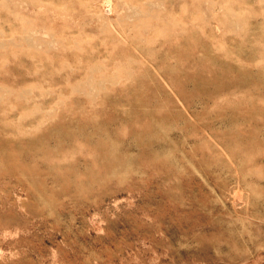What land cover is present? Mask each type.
<instances>
[{
  "label": "rangeland",
  "instance_id": "374dc122",
  "mask_svg": "<svg viewBox=\"0 0 264 264\" xmlns=\"http://www.w3.org/2000/svg\"><path fill=\"white\" fill-rule=\"evenodd\" d=\"M106 1L0 0V264H264V0Z\"/></svg>",
  "mask_w": 264,
  "mask_h": 264
},
{
  "label": "bare ground",
  "instance_id": "6f19581e",
  "mask_svg": "<svg viewBox=\"0 0 264 264\" xmlns=\"http://www.w3.org/2000/svg\"><path fill=\"white\" fill-rule=\"evenodd\" d=\"M105 1H106V0H105ZM107 2H110V3H111V1H110V0H109V1L107 0V1H106V3H107ZM103 3H104V2H103ZM103 3H102V4H103ZM110 5H111V4H110Z\"/></svg>",
  "mask_w": 264,
  "mask_h": 264
}]
</instances>
